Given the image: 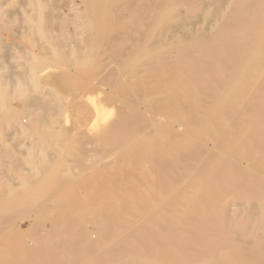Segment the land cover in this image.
I'll return each mask as SVG.
<instances>
[{
    "label": "rangeland",
    "instance_id": "rangeland-1",
    "mask_svg": "<svg viewBox=\"0 0 264 264\" xmlns=\"http://www.w3.org/2000/svg\"><path fill=\"white\" fill-rule=\"evenodd\" d=\"M125 1L0 0V223L4 219L8 221L2 225L0 257L3 262L0 264H39L41 259L46 264H105V259H111L120 250L112 240L114 227L111 222L99 223L96 209L102 208L111 214L113 208H118L115 194L118 190L125 191L124 245L129 257L125 264H256L249 258L248 250L249 242H260L252 232L259 226L260 217H264V199L259 201L255 193L260 186L263 191L259 194H264V157L242 154L237 146L250 124L239 127L233 134L229 132L235 129L232 119L221 115L215 133L229 134L224 142L214 136L205 139V145H210V152L215 156L209 172L186 170L181 181L169 186L158 203L150 204H146V197L159 191L163 179L155 169V158L146 151L136 162L129 159L146 142L125 144L124 151L113 152L117 140L107 136L115 122L132 120L134 108L140 102L141 95L137 94L140 84L138 80L133 83L137 78L135 67L121 65L117 55L125 49V43H156L159 37L160 43L172 40L188 43L198 39L199 32L204 31L221 3L165 0L161 5L160 0H133L134 5L128 9ZM189 17L196 20L195 26L186 25ZM174 29H177L176 38L172 34ZM214 47L212 40L206 44L208 49ZM217 64L216 58L213 66ZM114 67L122 76L111 77ZM116 79L118 84L114 83ZM52 82L57 84L53 86ZM61 84L64 88H60ZM125 87L135 94L124 96L121 89ZM141 89L149 91L148 85ZM112 96L116 98L113 106ZM9 109L15 110V114L10 116ZM35 109L43 119L32 134L27 126ZM185 112L191 109L180 114L163 110L162 114L169 118L164 119L165 127H169H164L161 135L170 136L172 127L180 124L183 131L191 129V125L186 129L183 120L178 118ZM49 132L62 136H50ZM194 135L192 132L191 136L197 138ZM244 161L251 168L243 170L250 169L252 174L246 190L241 185V172L235 168V164ZM194 164L200 167L201 159L197 158ZM124 169L122 177L125 178L113 187L112 176ZM221 176L230 179L227 187L219 189L210 184L209 180ZM218 196L222 204L238 205L233 213L217 209ZM206 201L212 205L205 206ZM255 203L259 204L257 214L252 215L251 205ZM213 211L211 222L215 231L205 240L207 248L189 249L187 245L196 240L197 232ZM55 213L57 217L52 219ZM240 214L247 217L240 219L241 225L228 227L227 221L237 219ZM56 220L59 225H54ZM259 233L264 236V231ZM146 235L149 237L145 240ZM18 241L27 244L29 249L32 247L39 259L18 254ZM159 257L162 263L158 262ZM258 257L264 263V250Z\"/></svg>",
    "mask_w": 264,
    "mask_h": 264
},
{
    "label": "bare ground",
    "instance_id": "bare-ground-1",
    "mask_svg": "<svg viewBox=\"0 0 264 264\" xmlns=\"http://www.w3.org/2000/svg\"><path fill=\"white\" fill-rule=\"evenodd\" d=\"M164 1L165 0H160V4L164 3ZM216 1L218 3H221V8H219V11L215 12L212 15V19L209 21V24L205 26V29L203 28L204 31L199 32L198 35L201 37H199L198 39L191 40L188 43H177V41H175V40H172L171 43H160L161 37L157 38L156 43H135L133 41L134 43H125V45H124L125 49L123 48L124 50L121 53L117 54L119 59H121V61H120L121 65L124 64L125 66L135 67L134 72L137 73V75H136L137 78H134L133 83L136 84L137 80H138L137 84H140V87L137 90V94H140L141 96L139 97V101H140L139 104H137V106L134 108L135 111L133 113L132 120L131 121H125V123H124V121L115 122L112 125V127L109 129L107 136L111 137L112 139L117 140L118 144L116 147H113V152L124 151L125 150V144L128 146V145H132L136 142H140V141L146 142L147 145H145V146L143 145V147L140 148L139 150H137V152L132 153L134 155H131L129 157L130 160H134L136 162V160L141 155H143L146 151L151 152V154L155 158V169L163 177V179H161L162 184L160 186V189L158 188L159 191H157V193L148 195L146 197V204L158 203L159 200L162 198L163 193L166 191V189L169 186H171L172 184L177 185L181 181V179L184 175V172L186 170L194 168V169H197V171L200 169H203V170L206 169L208 171L212 168V166L215 162V156H214V154H211V152H210V148H209L210 145L207 146V144L205 145V142H204L205 139H207L208 137L214 136L215 138H217L218 141L224 142L227 135L229 134V132L236 133L238 131L236 129H238L239 127H246L247 124H250V127L248 128L247 132H245L243 134L244 136L241 139L239 138L240 140L237 142V146L239 147V150L241 151L242 154H248L251 156L253 153L258 154V159H261L262 157H264V0H216ZM125 2L128 6V9H131L132 6L134 5L133 0H126ZM155 4H157V3H155ZM160 4H158V5H160ZM149 5H151V3H149ZM178 5L180 6V4H178ZM181 6H183V5H181ZM99 7L101 8V6H99ZM159 8H161V6ZM104 10H102V11H104ZM91 13H93V12H91ZM146 13H144V14H146ZM140 15H141V13H140ZM91 16H93V14H91ZM57 17H58V15H57ZM128 17H130V16H128ZM171 17H173V16H171ZM110 19H112V18H110ZM144 20H145V18H144ZM117 22H119V20ZM186 22H187L186 23L187 26L193 27V26H195L196 20H193V17H189L188 19H186ZM213 24L215 25L214 30L211 27V26H213ZM132 27H133V25H132ZM146 28H147V26H146ZM124 29H125V27H124ZM174 30H175V32L172 31L173 38L176 35L177 29H174ZM181 33H182V31H181ZM127 34L129 35V33H127ZM110 36H112V35H110ZM114 36H116V34ZM104 37H103V41L105 39ZM116 37H118V36H116ZM108 38H110V37H108ZM210 40H212L213 43H215V47L208 49V48H206V44L209 43ZM245 51L247 52L246 57H244ZM216 58L218 59V64L216 65V67H214L213 64H214V60ZM136 69H137V71H136ZM52 71H54V70H52ZM119 74H120V70H118L116 67L112 68V72L110 74L112 78H117V76ZM130 75H132V74H130ZM119 76H122V75H119ZM53 79H55V78H53ZM73 79H74V77H73ZM129 79H132V78H129ZM53 82H52L53 86L57 84V82H56V84H54ZM128 82H130V81L128 80ZM114 83L118 84L119 82L116 79V80H114ZM61 85L62 86L60 88H64L63 84H61ZM144 85H148V87H149V91L147 93L143 91V90H146L145 88H143V90L141 89L142 86H144ZM116 88L118 91V87H116ZM51 89H53V88H51ZM58 90L60 91V89H58ZM101 90H104V88ZM121 91H122L124 96L126 95L129 97H132V95L135 94L134 91L128 90V88H126V87H125V89L122 88ZM52 92H53V90H52ZM97 92H99V91H97ZM107 92H109V91H107ZM43 93H45V92H43ZM112 93H113V91H112ZM113 96H115V95H113ZM113 96L110 99L113 101L111 103V106L114 105V103H115L114 100L116 99L115 97H117V96H115V97H113ZM94 98H92V99H94ZM96 98L98 99V97H96ZM118 98H120V97H118ZM101 100H104V99H101ZM122 101H123V99H122ZM117 103L118 102H116V104ZM0 105H1V103H0ZM85 107H83V108H85ZM188 108L191 109V112H185L186 114L179 116V114L182 110H185ZM106 109H107V107H106ZM128 109H129V107H128ZM165 109L170 110L171 113H169V114L179 112V114L177 116H179L178 117L179 119L183 120L182 123H183V125H185V128L187 129L191 125V129L188 128L189 129L188 131H183L181 128L182 125L180 124V125H177L175 127H172L170 136H168V137L162 136L161 134H162V132H164L163 128L165 127V124H166L165 123L166 121H164V119L165 118L169 119L166 114H162V111ZM85 110H86V108H85ZM112 110L113 109L110 108V112H112ZM37 111H38V109H35L33 111V113L30 114L31 123L29 124V126H27L30 128L29 130H30V133H32V134L36 133V131H37L36 125H38L39 122L42 121V119H43L37 113ZM60 111H62V110H60ZM123 111H124V109H123ZM15 112H16L15 110L9 109V115L10 116L14 115ZM110 114H112V113H110ZM221 115L229 116L233 121L232 127L235 128V129H233V128L229 129V132H227L226 136H224L223 134L215 133V125L219 121ZM103 119L104 118H102V120ZM129 119H131V118H129ZM77 120H79V119L77 118ZM135 120L138 121L137 124L134 123ZM95 121H97V120H95ZM23 123L25 124V123H27V121H23ZM76 124H77V122H76ZM96 124H97V122H96ZM102 126H104V125H102ZM53 127H55V126H53ZM133 127H135V128H133ZM166 127H169V126L166 125ZM59 129H62V128H59ZM192 129H193V131H191ZM165 131H166V133L169 132L167 130H165ZM192 132H194L197 135V138H194L193 136H191ZM47 134L50 136L58 137V138L62 136V135L58 134L57 132H49ZM196 135H194V136L196 137ZM64 146H66V145H62V147H64ZM99 147H100V145H99ZM67 149L69 151V148H67ZM106 149H108V148H106ZM86 150H85V152H86ZM218 150H219V148H218ZM172 152L175 154L174 157H173ZM197 158H200L202 161V164L200 167H198L197 165L194 164ZM243 158H241V159H243ZM128 163H130V162H128ZM257 163L258 162H256V164ZM64 164L66 165V163H64ZM53 165H55V164H53ZM235 165H236L235 166L236 171H239V173L241 172L240 173L241 174V180H242L241 185H243V188H245L249 184V181L251 180L252 174L249 173L250 169L249 170H243V169L244 168L248 169L251 167L245 161L240 162L239 164H235ZM260 165H262V164H260ZM53 167H55V166H53ZM50 169H51V167H50ZM149 170H150V168H149ZM117 172H120V173L117 175H113L111 178L113 187L118 185L117 182H119V180L121 178H125V177H122V175L125 174V169L119 170ZM57 174H58V172H57ZM54 178H52V179L54 180ZM96 180H97V178H96ZM209 181H210V184L212 186L215 185L219 189L227 187L228 184H230V182H231L230 179H228L227 177H224V176L217 177V178L211 179ZM63 185H64V183H63ZM119 185H121V184H119ZM118 187H120V186H118ZM196 190H198V189H196ZM196 190H195V192H197ZM245 190H246V188H245ZM255 190H256L255 193L259 195V201L264 199V194H259V193H262L263 189H261V187L259 186ZM27 193H29V192H27ZM72 194H73V192H72ZM115 194H116V200L119 202V207L113 208L111 214L106 213L105 209H102V208L96 209V219L98 220V222L99 223H102V222L105 223L106 221L111 222L112 226L114 227V235H113L112 240H113L114 244L116 246H118V248L120 250L119 254L113 255L111 259H105V261H104L105 264H125L126 260L129 258L127 255V252H125V245H124V237H126L125 236V214H124L125 213L124 212L125 211V208H124L125 207V191L118 190ZM130 196H132V195H130ZM98 198H100V197H98ZM172 199H173V197H172ZM220 199L221 198L218 196L216 203H215V205L218 206L217 207L218 210L223 209L226 212L227 211L232 212L238 206L235 204L234 205L222 204ZM27 202H28V200H27ZM57 202H55V203H57ZM181 204H183V203H181ZM210 205H212V204H209L208 201L205 202V206L208 207ZM258 205H259L258 203L251 205L252 210H250V213L252 215L254 213L257 214L256 210H257ZM15 206H17V204H15ZM29 213H31V211H29ZM0 214H2V213H0ZM33 214L35 215L36 213H33ZM60 214H62V213H60ZM214 214H215L214 211L212 213H209L208 220L203 222V228H201L195 236L196 240H194L191 245L190 244L187 245V247L189 249H191V247H192V249L196 250L199 248L202 249V248L207 246L205 240L211 234H213V232L215 231V225L213 224V222H211V217ZM21 215H23V214H21ZM69 215H71V214H69ZM55 216L57 217V213H55L53 215L52 219H55ZM231 216H233V215H231ZM34 217H36V216H34ZM40 217L41 216L36 217V218H40ZM65 217H68V215ZM242 217H243V219L247 218V217H245V215L240 214L239 216H237V219H232L231 221L230 220L227 221L228 227H230L231 225L232 226L233 225L234 226L241 225V222H239V221ZM10 219H13V217ZM71 219H72V217L70 218V220ZM41 220L43 222H45L43 219H41ZM65 220L70 221L69 219H65ZM254 220H257V218L255 217ZM6 222H8V221H6L4 219L0 223V235H1L0 238H2V233H3L2 232L3 231L2 225H4ZM21 222H23V221H21ZM56 222L57 223H55L54 225H56V224L59 225L57 220H56ZM128 224H130V223H128ZM17 225H19V224H17ZM256 225H257V223H256ZM15 227H17V226H15ZM135 229H137V228H135ZM253 229H255V228H253ZM263 231H264V217L261 216L259 219V226L257 227V229L255 231L252 232L255 236H258L260 238V240H259L260 242H259V244L254 243V241L252 242V244H251V242H249L250 244L248 243L251 247L248 250L249 251L248 252L249 258L251 260H254V262H257L256 264H258V263L264 264L263 261L261 259H259V257H258V253L261 250H264V236L260 235L261 233H259V232H263ZM47 233H48V231H47ZM103 234L105 235V232ZM148 237L149 236L146 235L145 240L148 239ZM102 239L105 241L104 238H102ZM1 241H2V239H1ZM2 247H4V246H2ZM16 247L18 250L17 251L18 254L23 255L27 258H29V257L34 258L35 257V258L39 259L38 258L39 254L36 253L35 251H33L32 247H31V249H29L27 247V244L18 241V246H16ZM145 247L147 248L148 245H146ZM33 248H36V247H33ZM179 248H181V247H179ZM108 249H110V247ZM51 254H53V253H51ZM227 257H228V255H227ZM221 258H222V256H221ZM159 259L160 260H158V262L160 261V263H162L163 262V260H161L162 258L159 257ZM32 260H34V259H32ZM1 261H2V259L0 257V263H1ZM40 261H41V263H39V264H43V263L46 264V262H45L46 260L41 259ZM33 262H35V260ZM35 263H37V262H35ZM227 263H229V262H227Z\"/></svg>",
    "mask_w": 264,
    "mask_h": 264
}]
</instances>
